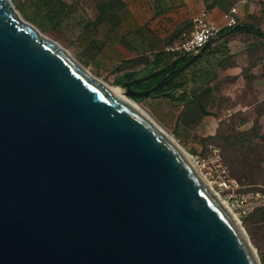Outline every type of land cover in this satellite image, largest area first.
Segmentation results:
<instances>
[{
	"label": "water",
	"instance_id": "95a60500",
	"mask_svg": "<svg viewBox=\"0 0 264 264\" xmlns=\"http://www.w3.org/2000/svg\"><path fill=\"white\" fill-rule=\"evenodd\" d=\"M206 46L148 90L132 86L155 74L123 82L124 96L148 97ZM0 264H260L185 152L10 0H0Z\"/></svg>",
	"mask_w": 264,
	"mask_h": 264
},
{
	"label": "rangeland",
	"instance_id": "374dc122",
	"mask_svg": "<svg viewBox=\"0 0 264 264\" xmlns=\"http://www.w3.org/2000/svg\"><path fill=\"white\" fill-rule=\"evenodd\" d=\"M10 1L21 18L31 23L30 10L21 5L23 0ZM255 3L257 12L250 22L255 27L261 26L264 32V0H255ZM82 18V15H77L65 25L47 30L43 25L31 24L63 47L99 81L120 88L116 80L122 73L116 72L115 68L123 57L114 48L108 47L99 54L89 48L88 36L83 28L86 20ZM262 51L264 48H261ZM231 80L230 77H221L212 93L215 103L203 104L209 116L195 118L196 114L183 111L182 104L158 97L136 98L133 101L191 156L204 178L221 173L239 182L240 194L259 193L263 196L259 206L248 214H240L231 207L226 192L207 180L219 199L230 207L255 249L260 264H264V78L255 75L252 81L237 87L230 85ZM120 89L123 91L122 87ZM200 90L191 87L188 96L194 97Z\"/></svg>",
	"mask_w": 264,
	"mask_h": 264
},
{
	"label": "crops",
	"instance_id": "0c3cea01",
	"mask_svg": "<svg viewBox=\"0 0 264 264\" xmlns=\"http://www.w3.org/2000/svg\"><path fill=\"white\" fill-rule=\"evenodd\" d=\"M21 5L30 10L29 21L43 25L44 30L59 28L82 15L89 48L98 54L114 48L123 57L116 68L127 60L140 61L125 72L145 67L155 72L180 58L190 59L192 56L166 53L165 48L185 38L193 18L205 14V19L221 30L178 74L184 81L181 91L188 94L191 87H197L211 88L213 93L221 77H230V85L237 87L252 81L251 76L262 74L264 41L253 34L225 29L223 22V14L235 7L238 25H252L251 17L257 12L255 0H23ZM47 11L51 22L45 18ZM255 28L264 33L261 26ZM257 69L260 72H253Z\"/></svg>",
	"mask_w": 264,
	"mask_h": 264
},
{
	"label": "trees",
	"instance_id": "16d2710c",
	"mask_svg": "<svg viewBox=\"0 0 264 264\" xmlns=\"http://www.w3.org/2000/svg\"><path fill=\"white\" fill-rule=\"evenodd\" d=\"M49 12L50 11L46 12L45 18L48 22L49 21L51 22L52 19L49 17ZM35 20H36L35 18H32V22L33 21L35 22ZM231 31H237L240 33L243 32L246 34H253L254 36H257L264 41V33H262L259 29L255 28L254 25H246V24L242 26L237 25L234 28H231ZM188 60L189 58L188 59L180 58L172 63H169L163 68L157 69L155 72L147 71L146 67L141 70H137V71L125 72L128 70H132L133 68H135L137 65L140 64L139 60H127V61L122 62L117 68H115V71L118 73L125 72L117 78L116 83L117 85H121L125 81H130L135 78H140V77H143L149 74H155L149 80L141 84L132 86V88L136 91H139V92L145 91L155 86L163 77H165L170 72L182 66ZM142 61L146 63V59H142ZM154 64L157 65L158 62L157 63L154 62ZM261 65H262L261 77L264 78V51H263V56L261 57ZM143 71L145 73H143ZM250 80H253V76L250 77ZM183 85H184V81H181L179 79L178 74L175 73L162 86H160L157 90L151 93L148 97L163 98L165 100L171 101L176 104H182L183 111L196 114L197 116H195V118H199L200 116H209L210 114L206 112L204 105H207L208 102H210L209 105H212L215 103V99L212 96L213 90L211 88H205L204 90H201L198 94H196L194 97H189L186 91H181V89L183 88ZM179 90L180 92H178Z\"/></svg>",
	"mask_w": 264,
	"mask_h": 264
},
{
	"label": "built area",
	"instance_id": "2783aa9c",
	"mask_svg": "<svg viewBox=\"0 0 264 264\" xmlns=\"http://www.w3.org/2000/svg\"><path fill=\"white\" fill-rule=\"evenodd\" d=\"M225 29H231L238 25V13L235 7L223 14ZM220 28L205 19V14H201L192 20L189 34L181 41L168 45L166 53L178 56L190 57L196 54L206 44L214 40L220 33ZM210 184H216L220 190L226 192V198L231 202V207L240 214H248L255 207L259 206L263 196L259 193L243 195L238 192L240 184L236 179L228 178L221 173L215 177L209 175L205 177Z\"/></svg>",
	"mask_w": 264,
	"mask_h": 264
},
{
	"label": "bare ground",
	"instance_id": "6f19581e",
	"mask_svg": "<svg viewBox=\"0 0 264 264\" xmlns=\"http://www.w3.org/2000/svg\"><path fill=\"white\" fill-rule=\"evenodd\" d=\"M18 13V12H17ZM18 16L21 18V16L18 14ZM22 19V18H21ZM23 20V19H22ZM25 21V20H24ZM38 30V29H37ZM38 32H39V34L40 35H42V36H44V37H46L45 35H43L39 30H38ZM46 38H48V37H46ZM86 72H88L87 70H86ZM92 77H94L96 80H98L95 76H93L90 72H88ZM99 81V80H98ZM99 82H101V81H99ZM103 85H105L106 86V88L110 91V92H112L114 95H116L117 97H119V98H121V99H123V100H125L126 102H128V103H130L131 105H133L134 106V108H136V109H138L139 111H140V113L141 114H143L150 122H152L155 126H156V128L168 139V140H170L172 143H174L176 146H178L177 144H176V142L173 140V138L170 136V135H168L167 134V132H165L159 125H158V123L157 122H155L154 121V119H152V117H150L148 114H146L137 104H135L134 102H132L131 100H129V99H127L125 96H124V94H123V91L120 89V88H118V89H116V88H113V87H111V86H109V85H106V84H104L103 82H101ZM179 147V146H178ZM180 148V147H179ZM181 149V148H180ZM182 150V149H181ZM183 151V150H182ZM185 152V151H184ZM186 154V157H187V159H188V161H190V163L194 166V168H195V170H196V172H197V175L199 176V178L203 181V183L207 186V188L209 189V191L215 196V198L217 199V201L223 206V208L225 209V211L230 215V217L236 222V218H234V215L232 214V212H231V209H230V207H228L223 201H221L220 199H219V197L214 193V191L212 190V188L210 187V185H209V183H208V181L204 178V176L200 173V169H199V167H198V165L196 164V162H194L193 160H192V158H191V156H189L187 153H185Z\"/></svg>",
	"mask_w": 264,
	"mask_h": 264
}]
</instances>
